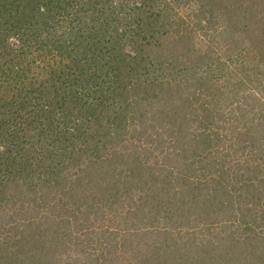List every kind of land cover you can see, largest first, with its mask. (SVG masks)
Here are the masks:
<instances>
[{
    "label": "trees",
    "instance_id": "1",
    "mask_svg": "<svg viewBox=\"0 0 264 264\" xmlns=\"http://www.w3.org/2000/svg\"><path fill=\"white\" fill-rule=\"evenodd\" d=\"M0 264H264V0H0Z\"/></svg>",
    "mask_w": 264,
    "mask_h": 264
}]
</instances>
